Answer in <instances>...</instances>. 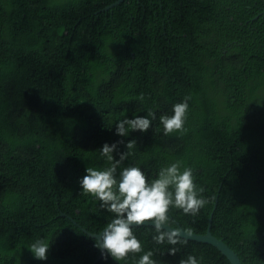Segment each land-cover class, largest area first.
Instances as JSON below:
<instances>
[{
    "label": "trees",
    "instance_id": "trees-1",
    "mask_svg": "<svg viewBox=\"0 0 264 264\" xmlns=\"http://www.w3.org/2000/svg\"><path fill=\"white\" fill-rule=\"evenodd\" d=\"M185 97L186 131L164 135L159 117ZM147 110V131L116 134ZM133 139L118 172L140 167L151 181L179 160L204 189L199 213L171 208L170 226L204 234L212 215L211 233L242 264H264V0H0V264H92L101 250L88 233L113 214L79 181L110 166L105 143L119 160ZM133 233L141 253L96 264L149 250L156 264H231L206 243ZM37 239L46 260L27 248Z\"/></svg>",
    "mask_w": 264,
    "mask_h": 264
},
{
    "label": "clouds",
    "instance_id": "clouds-1",
    "mask_svg": "<svg viewBox=\"0 0 264 264\" xmlns=\"http://www.w3.org/2000/svg\"><path fill=\"white\" fill-rule=\"evenodd\" d=\"M140 99L143 100V96ZM189 99L190 97H185L182 102L174 104L171 115L159 117L164 135L175 132L183 134L186 131L184 125ZM147 117L121 119L116 123V134L127 137L130 131H147L152 121L156 119V113L147 110ZM135 147L136 141L130 140L126 144L127 151L120 154L119 160H115L113 152L117 148V143L112 145L105 143L100 154L107 159L110 166L102 170L87 167V174L79 181L83 194L91 195L96 201L101 202V208L113 214V219L106 224L103 231L93 234L98 237L94 246L102 253L110 254L118 262L126 260L130 253L143 251L140 240L133 233L134 225L140 226L151 222L156 233L152 239L158 245L186 243L182 233L190 235V232L186 233L180 227L165 229V226H169V210L180 209L184 214L195 217L208 203L201 195L204 189L198 188L194 182L192 169L182 167L179 160L161 167L157 178L151 181L140 167L130 166L118 172L122 161L132 154L131 150ZM49 247L50 244L46 240L37 239L27 248L36 259L46 260ZM177 251L175 247L167 250L171 255H175ZM153 255L151 250L144 252L136 264H156L152 259ZM202 261V255L197 258L190 254L186 259H181L179 264H202Z\"/></svg>",
    "mask_w": 264,
    "mask_h": 264
},
{
    "label": "water",
    "instance_id": "water-1",
    "mask_svg": "<svg viewBox=\"0 0 264 264\" xmlns=\"http://www.w3.org/2000/svg\"><path fill=\"white\" fill-rule=\"evenodd\" d=\"M119 2L111 4L106 9H110V8L116 6ZM61 215L62 216H66L64 213L61 214ZM69 219L75 224V222L71 218H69ZM211 220H212V215L208 219L207 230H206V232L204 234H195V233H191L190 232V235H187V234H183L182 233V238H184L185 240H189V241H196V242L209 244V245L215 247L217 250H219L229 260V262L231 264H242V262L239 259L238 255L226 243H224L222 240L216 238L211 233V230H210V228H211ZM140 226L154 227V225L151 222H146L145 224L140 225ZM133 227H137V226L134 225ZM170 227H172V226H170V225L169 226H165V229L166 230H170ZM172 228H175V227H172ZM82 230L84 232L88 233L85 229H82ZM186 233H187V231H186ZM88 234L94 239L98 238L97 236H95L93 234H90V233H88ZM103 254H104V252L103 253L100 252L99 257L92 264H96L97 261L100 260V258L103 256Z\"/></svg>",
    "mask_w": 264,
    "mask_h": 264
}]
</instances>
